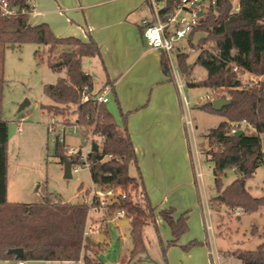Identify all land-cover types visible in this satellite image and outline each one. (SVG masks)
<instances>
[{
	"label": "trees",
	"instance_id": "1",
	"mask_svg": "<svg viewBox=\"0 0 264 264\" xmlns=\"http://www.w3.org/2000/svg\"><path fill=\"white\" fill-rule=\"evenodd\" d=\"M30 0H9L11 7L25 11V15L2 17L0 13V45L35 44L44 48L48 64L55 72L66 70V77L54 85H46L44 93L51 101L43 106L53 117L75 116L67 125H79L86 132L93 129L102 140L101 150L89 155L90 176L102 193L111 192L105 219L124 210L130 220L132 249L129 259L146 250L143 231L149 224L156 225V212L169 227L172 239L161 241L163 256L169 248L178 246L189 232L188 213L176 216L174 208L157 211L152 205L140 174L131 175V166L137 165L136 151L126 128L127 115L121 114L123 127H119L106 105L92 99L84 100L85 90L94 95L93 79L83 69L84 58L100 57V48L89 36L88 41L75 37L59 38L45 23L32 26L28 22ZM201 23L191 33L188 42L198 56L193 65L187 64L188 53L179 56V68L189 86H201L212 91L203 109L222 115L226 121L207 134L208 148L204 156L213 164L216 196L210 204L225 206L227 213L242 209L243 213H255L264 207V196L255 197L247 187V181L264 166V85L257 82L249 87L241 75H264V0H238L240 11L235 12L237 0H204ZM180 0H167L164 14H170ZM143 32V27H142ZM204 34L197 45L194 36ZM39 51L36 56H40ZM162 67L170 74L168 59L162 54ZM195 66L206 69V80L196 83L192 79ZM234 66L239 68L234 71ZM108 84H110L108 82ZM219 90H226L231 103L221 111H214L212 102L219 99ZM213 100V101H212ZM247 121L243 135L232 134V124ZM9 132L0 120V260L15 256L11 249L21 248L24 255L19 261L74 262L106 264L91 255L84 244L89 205L86 202L21 204L7 200ZM63 144L56 142V157L64 164L81 165L77 155L67 154ZM229 169H235L238 177L229 185L224 178ZM139 170V167H138ZM140 173V171H138ZM121 193L126 194L123 199ZM88 195V194H86ZM100 209L99 203L94 204ZM239 217V216H238ZM256 230V229H255ZM192 241L182 247L184 251L201 246ZM242 264H264V243L257 250L236 254Z\"/></svg>",
	"mask_w": 264,
	"mask_h": 264
},
{
	"label": "crops",
	"instance_id": "2",
	"mask_svg": "<svg viewBox=\"0 0 264 264\" xmlns=\"http://www.w3.org/2000/svg\"><path fill=\"white\" fill-rule=\"evenodd\" d=\"M29 4L30 25L45 23L59 38L75 37L88 41L91 36L97 43L100 57L89 58L83 69L92 77L95 93L108 82L112 86L106 107L119 127H123L121 114L127 115L126 128L137 155V165H133L135 173L131 172V175H141L157 211L174 208L176 216L193 212V223L189 216V232L181 238L178 246L167 251L169 264H220L218 250L212 246L213 239L205 237L201 231V225L210 220L212 209L210 199L202 197V187L191 166V140L184 121L186 114L191 116L183 84L178 82L177 72L169 67L168 74L163 69L162 53L151 49L143 39V21L152 19L147 0H30ZM259 78L264 84V75ZM95 82L99 83L98 88H95ZM10 184L8 164L7 200L13 203ZM158 224L167 243L172 239L171 231L160 217ZM98 226L101 224L96 220L87 227L90 231ZM115 227L120 230L130 228V220L125 218ZM193 229L198 230L197 238L190 234ZM99 234L101 243L106 244L108 230L106 234ZM192 241L203 244L184 251L182 247ZM19 262L16 258L0 260V264ZM78 263L83 264V260Z\"/></svg>",
	"mask_w": 264,
	"mask_h": 264
},
{
	"label": "rangeland",
	"instance_id": "3",
	"mask_svg": "<svg viewBox=\"0 0 264 264\" xmlns=\"http://www.w3.org/2000/svg\"><path fill=\"white\" fill-rule=\"evenodd\" d=\"M202 36H204L202 33L196 34L193 44L197 45ZM180 44L193 50L188 40ZM37 51L41 53L40 56H36ZM188 54L187 64L193 65L198 52L190 50ZM83 60L84 67H87L89 58ZM168 64L171 71L181 75L179 56L176 52L170 55ZM207 76L206 69L201 66L194 67L193 81L202 82ZM63 77H66V70L53 71L48 64V56L44 53L43 47L35 44L0 45V120L7 124L9 132L10 199L13 203H52L57 200L81 203L87 201L86 197H90L89 192L92 189L98 190L87 168L80 167L76 172H72L71 179L64 178V164L56 157V137L62 128L61 125L66 124L67 118L74 122L75 116L56 117L53 120V115L43 109V106L51 103L44 93V87L56 84L58 79ZM259 77L253 79L256 80ZM251 79L252 77L247 74L241 75L244 84ZM182 83V90L194 124V132L190 136L191 166L194 173L200 171L202 174L200 189L203 199L205 196L211 199L217 192L213 164L204 156V151L208 148L207 134L226 119L222 115L202 108L207 98L213 97L210 89L189 86L184 80ZM259 83L264 85L261 81ZM94 84L95 88H98L99 83ZM226 92V90H219V98L226 97L224 96ZM26 101L29 103L21 109ZM55 121L57 130L52 135L49 128ZM66 131L68 133L65 135L64 146L67 151L84 147L82 131L78 130L74 133L73 126L66 128ZM131 172L135 173L133 166H131ZM237 177L236 170L229 169L223 180L224 185H229ZM247 187L253 196H264V166H261L254 177L247 181ZM210 209H212L210 223L213 226L214 235L210 236L205 224L204 229L201 225V231L205 237L213 239L212 246L218 250L220 264H242L236 254L257 250L264 243V207L255 213L242 212L239 217L228 215L225 206L214 208L210 206ZM92 215L88 223L94 224L97 220L101 227L90 230L85 236L84 244L91 255L97 256L106 264H166L161 247V241L165 244V239L162 234L163 229L158 224L160 217L158 212L155 214L156 225L151 223L145 226L143 231L146 250L132 260L129 259L132 249L131 228L120 230L114 224H110L109 227L107 224L104 225L107 222L105 218L99 216L100 213H97L99 218L97 215H93L92 218ZM188 216L193 223V212L189 211ZM189 226L191 227V224ZM99 230L104 234L108 230L106 244L101 243ZM191 231L190 234H194V238H197L198 230ZM166 260L169 264L167 254Z\"/></svg>",
	"mask_w": 264,
	"mask_h": 264
},
{
	"label": "built area",
	"instance_id": "4",
	"mask_svg": "<svg viewBox=\"0 0 264 264\" xmlns=\"http://www.w3.org/2000/svg\"><path fill=\"white\" fill-rule=\"evenodd\" d=\"M151 10H152V19L143 21V39L150 46L151 49L159 51L164 54L168 61L170 59V55L176 52L178 55H182L183 53H188L193 51L192 49H188L187 47L180 46V43L189 39L192 31L201 23V18L203 16L202 8L206 7L208 3L204 0H180L177 4L175 11L170 14H164L163 11L166 9L167 0H147ZM240 11V6L238 0L236 1L235 12ZM0 13L2 17H11V16H19L25 15V11H19L17 7H11L9 0H0ZM202 13V16H200ZM239 68L234 66V71H238ZM177 80L179 83H182L183 78L178 74ZM261 81L260 78H257L255 81H249L248 86L252 87ZM183 84V83H182ZM87 91L82 92V96L84 100L92 99L98 104L106 105L109 102L110 95L112 93V86L110 84L105 85L99 92H94L93 96H90L86 93ZM56 117H52L54 120ZM185 125L187 128V132L189 137L194 132V124L192 119L188 114L185 115ZM56 121L50 125L49 130H51V134H55L57 130ZM62 128L57 134L56 142L60 144H65V135L68 133L66 128L69 126H73L74 133H77L78 130L82 131L84 134V147L77 149H72L68 151V154L71 156L77 155L80 159L81 165L73 166L72 172H76L80 167L87 168L90 171V161L89 155L92 153V147L94 144H97L99 151L102 146V138L93 133V129L89 131H85L79 125H67L62 123ZM247 126V121H243L241 123H233L232 124V134H236L238 131L242 130ZM191 140V139H190ZM80 152V154H79ZM198 183L202 180V174L200 171L195 172ZM90 197H86L89 205L88 212V222L90 221V217L93 213H100L103 218H105L106 209L109 202V196L112 195L111 192L102 193L99 190L92 189L90 192ZM88 196V195H87ZM123 199L126 198L125 193H121ZM86 201V203H87ZM99 203L100 209H95V202ZM242 213V209H234L229 211L230 215L239 216ZM126 218V213L124 210L117 211L113 216L108 217L104 225L107 224H117L119 221L124 220ZM209 222V223H208ZM86 226L85 236L89 232L88 227ZM206 229L210 236L213 234V226L210 223V220L206 222ZM81 261V260H80ZM18 264H25L20 261Z\"/></svg>",
	"mask_w": 264,
	"mask_h": 264
},
{
	"label": "water",
	"instance_id": "5",
	"mask_svg": "<svg viewBox=\"0 0 264 264\" xmlns=\"http://www.w3.org/2000/svg\"><path fill=\"white\" fill-rule=\"evenodd\" d=\"M200 16H202V13H200ZM29 102L26 101L21 109H23ZM231 103V101L229 99H227L226 97H221L219 99H216L212 102V106H213V109L214 111H221L224 107L228 106L229 104ZM244 131L240 130L238 131L235 135L236 136H241L243 135ZM92 151L93 152H98L99 149H98V146L97 144H94L93 147H92ZM80 154V152H79ZM64 178L66 179H71L72 178V164L70 161L68 160H65L64 161ZM9 254L11 255H14L16 259H21L24 255V251L23 249L21 248H18V249H11L8 251Z\"/></svg>",
	"mask_w": 264,
	"mask_h": 264
}]
</instances>
